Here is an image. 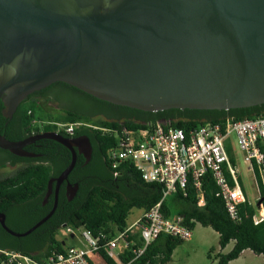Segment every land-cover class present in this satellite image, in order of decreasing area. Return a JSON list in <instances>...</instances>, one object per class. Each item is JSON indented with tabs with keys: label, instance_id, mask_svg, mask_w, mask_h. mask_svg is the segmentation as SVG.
I'll return each mask as SVG.
<instances>
[{
	"label": "water",
	"instance_id": "95a60500",
	"mask_svg": "<svg viewBox=\"0 0 264 264\" xmlns=\"http://www.w3.org/2000/svg\"><path fill=\"white\" fill-rule=\"evenodd\" d=\"M63 81L97 98L145 111L231 109L264 103V0H0V103L11 117L30 94ZM53 139L70 164L49 180L46 199L68 181L78 137L46 131L23 140L0 132V148ZM87 146L88 136L81 137ZM69 186L72 187L69 192ZM78 183H68L76 194ZM260 199L258 205L262 203Z\"/></svg>",
	"mask_w": 264,
	"mask_h": 264
},
{
	"label": "trees",
	"instance_id": "16d2710c",
	"mask_svg": "<svg viewBox=\"0 0 264 264\" xmlns=\"http://www.w3.org/2000/svg\"><path fill=\"white\" fill-rule=\"evenodd\" d=\"M54 87L64 89L53 97L49 95V90ZM74 95L73 106L63 105V111L67 115L59 113L55 117V113L49 111L48 103L66 100ZM4 107L1 102L0 132L7 138L19 140L38 133L43 124L45 130L58 131L57 123L83 122L75 134H88L93 142L94 153L92 165L88 166L86 174H75L85 163V158L82 157L69 175V182L79 185L76 194L72 197L66 184L62 185L55 212L32 233L14 236L0 223V264L6 258L2 251H20L37 260L54 251H66L65 242L58 237L60 229L66 225L85 227L96 236L104 232L109 238L114 237L129 226V218L134 209L148 211L162 200L163 186L156 182H146L142 172L131 161L122 162L117 169L111 166L109 154L119 143L115 130L123 127L148 128L158 121L189 128L206 122H221L226 118L240 120L264 115V103L228 110L172 108L145 111L97 98L63 81L54 82L30 94L19 104L12 120L5 115ZM76 111L85 115H72ZM98 113H105L106 116L93 121L92 116ZM8 120L12 124L14 121L18 122L21 130L18 133L7 132L5 128ZM59 132L69 136L64 130ZM39 142L43 147L39 150L43 152V156L37 159L21 157L0 148V169L6 164L16 166L11 174L0 177V213L7 214L8 225L18 232L27 231L53 209L55 192L47 198L49 205L44 206L49 180L60 175L72 159L71 152L65 145L49 138ZM202 183L204 205L199 204V189L190 182L186 190L179 189L171 195L172 204L167 202L168 197L163 201L162 208L166 215H184L185 223L192 229L197 223L213 228L220 236L222 249L234 242L230 252L219 254L218 264H230L247 249L264 258V221L256 223L253 220V215L257 212L255 204L248 200L241 204V219L234 220L228 213L224 199L219 196L218 187L210 172L202 178ZM16 220L21 223L13 225ZM181 241L183 240L162 233L132 264H165ZM101 252L106 261L113 264L106 249L103 248Z\"/></svg>",
	"mask_w": 264,
	"mask_h": 264
},
{
	"label": "built area",
	"instance_id": "2783aa9c",
	"mask_svg": "<svg viewBox=\"0 0 264 264\" xmlns=\"http://www.w3.org/2000/svg\"><path fill=\"white\" fill-rule=\"evenodd\" d=\"M57 125L58 132L64 130L73 135L80 124ZM115 131L119 143L109 154L111 166L117 169L122 162L131 161L146 182L163 186L162 200L140 217H135L114 237L109 238L104 232L96 236L85 227L66 225L60 232L71 236L79 232L85 247L72 246L64 252L54 251L41 260L20 251H2L6 258L1 264H109L102 255L103 248L113 264H132L162 233L190 240L193 229L185 223V216L166 215L162 203L179 189L186 190L192 182L199 189V204L204 205L202 178L209 172L231 218L241 219L239 207L249 199L235 145L240 149L247 172L254 178L258 201L263 199L260 205L258 201L254 203L257 212L253 220L256 223L264 221V115L240 120L226 118L189 128L158 121L148 128L123 127Z\"/></svg>",
	"mask_w": 264,
	"mask_h": 264
},
{
	"label": "rangeland",
	"instance_id": "374dc122",
	"mask_svg": "<svg viewBox=\"0 0 264 264\" xmlns=\"http://www.w3.org/2000/svg\"><path fill=\"white\" fill-rule=\"evenodd\" d=\"M73 98L66 101L72 102ZM237 158L242 169L244 176V188L248 196L249 201L257 203L258 192L254 182V178L251 173H248L243 165L242 154L237 145L234 146ZM15 167H4L0 169V177L11 174ZM173 197L168 196L167 202L172 204ZM141 209H134L129 218L132 222L136 216L134 212H142ZM58 237L65 242V247L70 248L72 246L85 247L86 243L81 238L80 233L77 232L75 236L64 235L61 232L58 233ZM234 247V243H230L225 249L220 246V236L213 228L204 226L197 223L193 229V236L190 240H183L179 242L174 251L171 259L165 264H218L219 254L228 253ZM264 258L262 255L254 253L252 250H245L241 256L230 264H263Z\"/></svg>",
	"mask_w": 264,
	"mask_h": 264
},
{
	"label": "flooded vegetation",
	"instance_id": "af4514ba",
	"mask_svg": "<svg viewBox=\"0 0 264 264\" xmlns=\"http://www.w3.org/2000/svg\"><path fill=\"white\" fill-rule=\"evenodd\" d=\"M61 89H64V88H61ZM60 87H54V88H52L51 90H49V95L50 96H57L58 94H60L59 92H60ZM71 92H73L72 90H70ZM72 94H75L74 92L72 93ZM70 98H73V99H75V95H74V97L72 96V97H67V99H70ZM66 99V100H67ZM65 99H63L62 101H57V102H54V103H48V109H49V111H51V112H54L55 114V117L59 114V113H62V114H64V115H67V113L65 114V112L63 111V105H67V106H73L74 104L72 103V102H69V101H66ZM72 111H75L74 109H71ZM5 113H6V115H9L8 113H7V111H6V108H5V111H4ZM69 113H72V112H70V111H68ZM77 112V111H76ZM57 114V115H56ZM72 115H74V116H84L85 114H83V113H81V112H77V113H73ZM69 116V115H68ZM106 115H105V113H98V114H95V115H93L92 116V120L93 121H99L100 120V118H102V117H105ZM14 118V114L13 115H11V117H10V119L12 120ZM11 120H8V122H7V126H6V128H5V130L7 131V132H11V133H18L20 130H21V128H20V126H19V124H18V122H16V121H14L13 122V124L11 123ZM11 123V124H10ZM80 125H82V124H84L83 122H78ZM79 125V126H80ZM87 125H92V124H87ZM42 130L40 131V132H38V133H33L32 135H29V136H27V137H25V138H22V139H19V140H23V139H26V138H28V137H30V136H33V135H37V134H40V133H43V132H46V131H48V130H45V125L43 124L42 126ZM75 133H76V131H75ZM73 134V135H70L69 134V136L68 137H72V138H77L78 137V146H77V150L79 151V153H78V158H77V161H78V159H80V158H85V163H84V165L82 166V168H79L78 170H76V172H75V174H77V175H84V174H86L88 171H89V168H88V166H90V165H92V161H93V153H94V147H93V142H92V140H91V138L89 137V135L88 134H86V133H80V134ZM83 136H88L89 138H90V142H91V145H92V152H91V156H90V158L88 159V161H87V158L85 157V155H84V153H83V151L86 149V146H87V144H86V142L83 140V139H81V137H83ZM42 139H44V138H41V139H36L34 142H32V143H30V144H28V145H26L25 146V149L28 151V152H31V153H36L37 154V156H33V157H28V158H35V159H37V158H40V157H42L43 156V152L42 151H39V150H41V149H43V147H42V145H41V143L39 142L40 140H42ZM69 149V148H68ZM70 150V149H69ZM39 151V152H38ZM71 152V151H70ZM0 157H2V153L0 152ZM22 157V156H21ZM71 157H72V152H71ZM5 167H15L16 168V166H14V165H11V164H6V166ZM4 168V167H3ZM56 177V176H55ZM68 181H65V182H63L62 184H61V186L62 185H64V184H66V186H67V188H68ZM60 189H61V187H60ZM60 189H59V191H60ZM71 189H72V187L71 186H69V192H71ZM60 193V192H59ZM58 193V194H59ZM53 194H55V193H53ZM49 205V202H48V200L46 199V201L44 202V206L46 207V206H48ZM6 215V223H7V225H8V216H7V214H5ZM9 220H11V218L9 217ZM11 222V221H10ZM20 224L21 222H19V221H14L13 222V225H15V224ZM2 225V224H1ZM9 226V225H8ZM3 227V226H2ZM10 227V226H9Z\"/></svg>",
	"mask_w": 264,
	"mask_h": 264
},
{
	"label": "crops",
	"instance_id": "0c3cea01",
	"mask_svg": "<svg viewBox=\"0 0 264 264\" xmlns=\"http://www.w3.org/2000/svg\"><path fill=\"white\" fill-rule=\"evenodd\" d=\"M143 212H144V211H142V212H137V213L134 212L133 214H134V216H136V217L138 218V217H140V216L143 214ZM232 243H234V242H232Z\"/></svg>",
	"mask_w": 264,
	"mask_h": 264
},
{
	"label": "clouds",
	"instance_id": "9594fccd",
	"mask_svg": "<svg viewBox=\"0 0 264 264\" xmlns=\"http://www.w3.org/2000/svg\"><path fill=\"white\" fill-rule=\"evenodd\" d=\"M259 202V201H258Z\"/></svg>",
	"mask_w": 264,
	"mask_h": 264
}]
</instances>
